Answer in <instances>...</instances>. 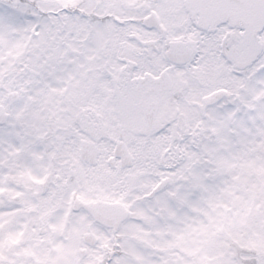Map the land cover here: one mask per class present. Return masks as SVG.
Here are the masks:
<instances>
[{"label":"snow or ice","instance_id":"snow-or-ice-1","mask_svg":"<svg viewBox=\"0 0 264 264\" xmlns=\"http://www.w3.org/2000/svg\"><path fill=\"white\" fill-rule=\"evenodd\" d=\"M0 264H264V0H0Z\"/></svg>","mask_w":264,"mask_h":264}]
</instances>
